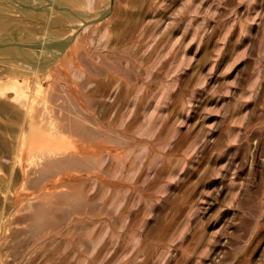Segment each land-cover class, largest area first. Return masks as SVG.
<instances>
[{"label": "rangeland", "instance_id": "rangeland-1", "mask_svg": "<svg viewBox=\"0 0 264 264\" xmlns=\"http://www.w3.org/2000/svg\"><path fill=\"white\" fill-rule=\"evenodd\" d=\"M0 264H264V0H0Z\"/></svg>", "mask_w": 264, "mask_h": 264}]
</instances>
